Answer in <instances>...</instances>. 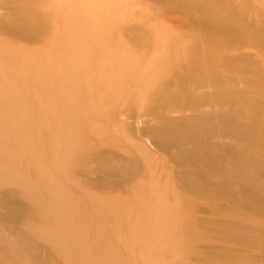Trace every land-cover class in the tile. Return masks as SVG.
Returning <instances> with one entry per match:
<instances>
[{
  "label": "rangeland",
  "instance_id": "374dc122",
  "mask_svg": "<svg viewBox=\"0 0 264 264\" xmlns=\"http://www.w3.org/2000/svg\"><path fill=\"white\" fill-rule=\"evenodd\" d=\"M0 264H264V0H0Z\"/></svg>",
  "mask_w": 264,
  "mask_h": 264
}]
</instances>
